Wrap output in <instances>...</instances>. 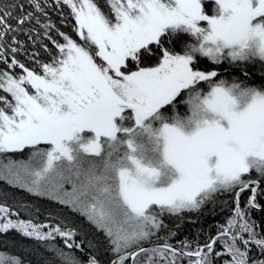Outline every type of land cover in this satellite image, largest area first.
I'll return each instance as SVG.
<instances>
[{"label":"snow or ice","instance_id":"obj_1","mask_svg":"<svg viewBox=\"0 0 264 264\" xmlns=\"http://www.w3.org/2000/svg\"><path fill=\"white\" fill-rule=\"evenodd\" d=\"M0 65V181L55 206L0 199V264H264V0H0Z\"/></svg>","mask_w":264,"mask_h":264},{"label":"trees","instance_id":"obj_2","mask_svg":"<svg viewBox=\"0 0 264 264\" xmlns=\"http://www.w3.org/2000/svg\"><path fill=\"white\" fill-rule=\"evenodd\" d=\"M47 19H50L54 24H56L62 31H69L68 26L60 24V21L58 19V13L55 11H50L49 12V17ZM54 35V33H53ZM21 40L26 41V37L21 35L19 37ZM40 42L42 43H47L49 47H51V43L47 41L43 36L40 38ZM26 52H21L18 55V59L21 61L25 62L28 67H32V62L28 59V56L36 51L40 52V58L46 60L47 54L43 52L42 48H38L37 45L32 44L30 41H26ZM0 67H3V65H0ZM13 159H26L27 158V153H25L23 156H20L18 154H13L12 155ZM0 199H6L9 204L15 205L16 203H24L26 205H30L33 207L39 206L41 208H46V207H55L54 205H49L47 201H44L42 199H37L32 197L30 194L24 192L21 189L15 188L13 186L7 185L6 183L0 181ZM219 214L216 216H200L196 217L195 214H187L186 215V221L188 217L190 216L191 219L193 220H198L199 223L197 224V227L200 225H203V227L208 230L211 229L213 232L215 231V225L223 223L225 218L227 217L228 210L227 208L223 209V211L218 210ZM66 214V213H65ZM20 215L22 218H27L29 213L25 211H21ZM39 219H44V216L41 215ZM170 223V221H166ZM192 228L191 226L185 222L184 227L181 229V235L185 234H191ZM29 259L33 260V264H35V258L30 256Z\"/></svg>","mask_w":264,"mask_h":264}]
</instances>
